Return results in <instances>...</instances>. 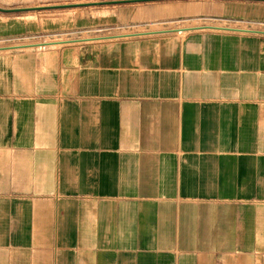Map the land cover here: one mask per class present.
Wrapping results in <instances>:
<instances>
[{"label": "crops", "instance_id": "1", "mask_svg": "<svg viewBox=\"0 0 264 264\" xmlns=\"http://www.w3.org/2000/svg\"><path fill=\"white\" fill-rule=\"evenodd\" d=\"M261 3L0 12V264H264Z\"/></svg>", "mask_w": 264, "mask_h": 264}, {"label": "rangeland", "instance_id": "2", "mask_svg": "<svg viewBox=\"0 0 264 264\" xmlns=\"http://www.w3.org/2000/svg\"><path fill=\"white\" fill-rule=\"evenodd\" d=\"M111 1H126V0H0V8L5 9H25V8H35V7H53V6H61V5H71V4H85V3H103V2H111ZM264 2V1H263ZM263 8H264V3ZM117 4H102L95 6L84 7L88 11H105L110 8H113ZM75 8H66V9H41L35 10L32 12H39L41 14L44 13H59V12H69L74 10ZM264 11V9H263ZM31 12V11H26ZM21 12V13H26ZM19 13V12H16ZM259 22L253 24H243L241 25L244 28H252V29H264V16H261V19L257 20ZM19 43V42H15Z\"/></svg>", "mask_w": 264, "mask_h": 264}, {"label": "water", "instance_id": "3", "mask_svg": "<svg viewBox=\"0 0 264 264\" xmlns=\"http://www.w3.org/2000/svg\"><path fill=\"white\" fill-rule=\"evenodd\" d=\"M140 1H148V0H126V1H111V2H103V3H85V4H71V5H61V6H53V7H35V8H25V9H11L4 10L0 8V12H26V11H35L41 9H66V8H78V7H88L102 4H121L126 2H140ZM253 1H264V0H253Z\"/></svg>", "mask_w": 264, "mask_h": 264}]
</instances>
